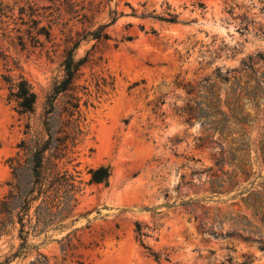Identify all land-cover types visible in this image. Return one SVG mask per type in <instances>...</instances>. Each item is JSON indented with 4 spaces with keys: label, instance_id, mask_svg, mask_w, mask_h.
I'll return each mask as SVG.
<instances>
[{
    "label": "rangeland",
    "instance_id": "obj_1",
    "mask_svg": "<svg viewBox=\"0 0 264 264\" xmlns=\"http://www.w3.org/2000/svg\"><path fill=\"white\" fill-rule=\"evenodd\" d=\"M62 1L0 0V197L28 121L4 76H24L42 112L64 74L65 50L83 30ZM84 2L95 27L111 22L112 10L118 17L106 28L110 39L84 40L77 50L92 58L78 81L91 84L92 105L77 168L81 209L91 212L77 223V249L66 264H264V0ZM168 14L178 21L154 17ZM43 25L52 41L35 45ZM95 75L113 77L114 88L97 97ZM214 82L222 101L229 93L244 105L224 136L203 117L200 95ZM220 108L231 113L225 103ZM102 164L111 166L109 185L91 182L89 169ZM250 189L261 207L242 200ZM190 199L200 203L182 205ZM136 222L148 227L145 243L161 260L141 246ZM16 234L0 240L3 253L18 244ZM62 243L41 247L52 263L62 261Z\"/></svg>",
    "mask_w": 264,
    "mask_h": 264
},
{
    "label": "trees",
    "instance_id": "obj_2",
    "mask_svg": "<svg viewBox=\"0 0 264 264\" xmlns=\"http://www.w3.org/2000/svg\"><path fill=\"white\" fill-rule=\"evenodd\" d=\"M49 1L55 3L58 0ZM84 1L61 2L66 12L71 13L73 18H77L83 25V30L77 32L78 38L73 45L66 48L62 63L64 74L61 79L52 83L41 113H38V94L31 83L22 75L4 76L10 91L9 98L16 102L18 112L27 116L28 121L25 124L24 139L18 145L19 151L7 160L12 170V179L7 182V193L0 197V240L16 231L19 242L11 244L7 252L0 250V264H17L20 261H24V264H58L52 263L41 250L44 244L52 241H63L61 251L64 256L59 264H66L69 258H73L77 249L75 241L80 230L77 223L91 212L81 209L83 185L79 180L77 168L80 146L89 133L85 109L92 105L91 84L80 86L78 81L92 58L89 52L83 57H78L77 50L84 40L110 39L106 28L117 20L118 12L112 10L111 22L95 27L92 23L93 16L90 15L92 10ZM154 17L168 22L178 21L177 14ZM86 23L90 26H85ZM126 39L131 40L132 37L127 36ZM32 40L35 45L40 46L51 42V27L40 26ZM93 79L97 97L106 95L108 87L114 88L113 77L109 82L105 77L98 75ZM220 79L230 81L229 77ZM205 87L206 92L200 95L202 109L205 110L204 122L208 123L213 132L224 136L230 132L232 118L237 117L238 112L243 113L244 105L240 104V101L233 104V95L229 93L225 101H222L221 93L216 89V82ZM194 89L186 88L189 94L195 93ZM62 95L65 96L64 99H60ZM223 103L228 105L231 113L220 108ZM238 169L247 173L241 164ZM233 173L236 175V172ZM89 174L92 183L109 185L112 169L110 165L102 164L89 169ZM247 193L248 195L242 198L247 207H261L263 199L256 198L258 191L250 189ZM199 203L200 200L190 199L182 205L194 207ZM135 230L141 246L155 260H161L162 256L145 243V238L149 236L148 227L136 222ZM58 235L62 237L55 238ZM70 261L74 262L73 259ZM76 263L83 264L79 260H76Z\"/></svg>",
    "mask_w": 264,
    "mask_h": 264
}]
</instances>
